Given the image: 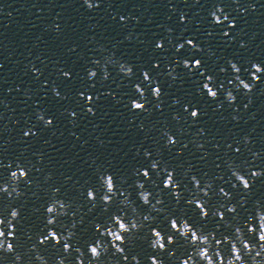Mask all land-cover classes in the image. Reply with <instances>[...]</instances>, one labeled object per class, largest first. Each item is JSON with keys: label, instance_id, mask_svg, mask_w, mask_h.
<instances>
[{"label": "water", "instance_id": "95a60500", "mask_svg": "<svg viewBox=\"0 0 264 264\" xmlns=\"http://www.w3.org/2000/svg\"><path fill=\"white\" fill-rule=\"evenodd\" d=\"M98 5L89 9L85 0H0V185L9 180L17 162L29 170L20 184L23 196L12 200L0 193V216L9 206L21 210L14 243L23 264H38L35 252L28 251L33 244L50 264L64 255L62 244H39L38 234L46 235L49 227L66 234L75 224L74 247L87 251V244L99 236L96 223H106L124 211L132 214L119 203L123 195L111 204L103 202L104 173L116 178L117 192L128 194L140 213L157 217L145 222L134 240L130 237L129 260L115 257L120 264H135L132 256L150 264L148 258L157 254L149 245L150 228L158 226L169 233L171 216L230 235L232 225L254 214L257 202L264 205V175L251 176L252 170L264 169V74L247 93L236 89L238 81L229 63L237 62L240 75L250 82L246 69L253 62L264 65V0H98ZM218 5L229 14V21L213 22L210 13ZM189 39L196 47L187 44ZM160 41L163 47H157ZM181 43L185 47L178 50ZM113 54L117 63L107 65L110 76L105 80V57ZM185 59L202 63L186 67ZM120 61L134 66L131 77L119 71ZM90 69L97 70V77L89 78ZM144 70L150 72L151 82L144 80ZM208 75L219 90L215 99L203 89ZM156 82L162 89L160 98L152 92ZM137 83L146 89V97L135 89ZM229 89L237 96L235 102L226 99ZM133 99L145 100L146 109L133 110ZM197 109L198 116L192 117ZM40 113L53 124L46 126ZM28 129L33 132L26 136ZM165 132L177 142L167 143ZM245 137L250 139L246 142ZM152 159L162 161L161 170L165 166L175 170L179 200L164 187L166 173L151 169ZM230 161L239 163L253 180L250 191L234 186ZM145 168L150 178L142 175ZM192 175L201 180V187L213 183L210 195L198 192ZM137 181L153 193V203L163 199L160 207L165 212L142 203ZM221 187L232 194L230 198L219 192ZM89 188L96 191V201L87 197ZM194 196L204 199L210 212L235 203L237 213L225 207L226 220L211 214L202 219L195 204L188 203ZM53 198L70 202L71 208L48 226L46 209ZM170 247L177 256L189 252L178 234ZM77 255L73 251L67 258L70 264H76ZM163 258L165 264H176L168 253ZM13 259L0 253V264H11ZM103 259L114 264L111 251Z\"/></svg>", "mask_w": 264, "mask_h": 264}, {"label": "clouds", "instance_id": "9594fccd", "mask_svg": "<svg viewBox=\"0 0 264 264\" xmlns=\"http://www.w3.org/2000/svg\"><path fill=\"white\" fill-rule=\"evenodd\" d=\"M85 4L89 9L99 6L97 3H93V0H85ZM255 9V5H251ZM244 11H247L244 9ZM210 15L213 17V22L220 24L224 21H229L230 16L225 12L222 6H217L211 11ZM125 17H121L124 20ZM182 20L187 19L186 16L181 17ZM231 25H235V21H231ZM59 25H57V28ZM171 31V29H169ZM188 45L196 47L195 41L189 39L187 40ZM157 47H163V41L158 42ZM185 47L184 43L178 45V50ZM95 63L100 64V60H96ZM117 61L114 59V54L112 56L105 57V65L103 71V78L107 80L110 76V72L107 69L108 64H115ZM186 67L193 66L199 67L201 65V60L196 59L194 61L185 59L183 61ZM230 67L235 74V84L236 89H243L247 93H251L255 88V82H259L264 74V65L258 62H253L250 69V75L252 82L247 79L242 78L240 75L242 69L240 65L235 61H230ZM226 71L227 69H222ZM35 71H39L36 69ZM119 71L125 76L131 77L134 74V66L124 62H119ZM65 76L70 75V73L65 72ZM98 72L96 69L89 70V78L93 79L97 77ZM174 76L175 74L172 73ZM143 78L145 81H152L151 74L148 70H144ZM214 77L211 75L207 76V82L203 83V89L207 91L210 98H217L219 95V90L214 86ZM135 89L140 94L142 98L146 97V89L140 84L135 85ZM154 97L160 98L162 95V89L159 83L156 82V86L152 88ZM55 94L60 96L61 93L56 90ZM83 95V93L81 94ZM88 101L93 100L92 95H88ZM226 99L228 102H235L237 96L235 93L229 89L226 92ZM178 102V101H177ZM133 110L144 111L146 109V101L143 99H133L130 101ZM89 112H94V109L89 108ZM73 116L76 115L75 112L72 113ZM192 117L198 116V109L191 112ZM178 118V117H177ZM39 119L44 121L46 126L53 124L51 118H45L43 113H40ZM143 127V125H141ZM203 131V130H201ZM33 132L32 129H28L25 135H29ZM168 137L167 143H176V137L170 132H165ZM250 138L245 137L247 142ZM203 147V145H200ZM239 151V149H237ZM151 156V153H147ZM259 156V153H255ZM162 161L159 159H152L150 167L156 170L158 174L166 173L163 179V184L165 188H170L173 190L175 197L179 200L182 196L180 185L175 178V170L169 169L165 166L161 170ZM11 167V164H9ZM228 167L231 172V176L235 178L234 186H242L245 191H250L252 188L253 180L250 179L249 175L241 171V165L235 161H230ZM190 171V169H189ZM187 175V172L185 173ZM142 175L145 178L151 177V172L148 168L142 170ZM264 175V169H255L251 171L252 177H261ZM29 176L28 168L24 167L22 164L17 162L16 167L11 170L9 180L2 185H0V193H6L7 196L15 200L24 195L20 188L22 181L27 180ZM100 180L104 188V194L102 195V200L105 204H111L115 197L123 195L124 198L119 201V203L124 208H130L131 215L127 211L122 213L114 214L106 223H96L95 228L99 233V236L87 244V251L80 246H75L73 244L74 238L77 236L75 232L76 225L73 224L64 232H58L55 227H49L46 235L38 234L39 244L47 245L49 241H54V246L63 245V256L57 257V264H70L67 259L75 251L78 255L76 256V264H105L104 256L110 251L113 254L114 264H120V261L115 259V257L120 256L124 261L129 260L127 255V245L130 244V237L134 240L137 235L144 229L147 225L145 222H155L157 217L150 213L142 214L139 209L134 205V202L130 199L128 194H125L123 190L117 192V182L116 178L111 173H104L100 175ZM191 180L194 182L195 188L198 192H202L205 196L210 195V189L213 188V183L211 181L207 182L204 187H201V180L196 176L192 175ZM137 186L140 189L138 196L142 203L154 211L165 212L163 207H160L164 203L162 198H157L155 203L152 202L153 193L146 189L144 182L137 181ZM57 193L59 189L55 190ZM219 192L222 193L226 198L231 197V193L225 188L221 187ZM87 197L96 201L97 193L94 189L89 188L87 191ZM188 203H194L195 206L201 212V218L207 219L209 215L218 216L222 220H226V213L223 210L227 207L228 212L233 214L237 213V204L232 203L231 205L221 204L220 207L215 209V211L210 212L207 207V202L202 198H196L189 200ZM78 207V206H77ZM71 208V203L60 198H53L46 212L47 225L53 226L58 222V218L63 215H67ZM21 210L18 207L9 206V211L5 216H0V253H3L5 257L12 255L14 259L11 264H23V255L17 251L16 244L14 241L17 239V223L20 222ZM170 232L165 233L157 227L150 228L151 239L149 245L156 255H151L148 259L150 264H165L163 258V253H168L170 258L174 257L176 264H264V205H257L254 209V214H249L248 219L232 225L234 231L232 234L221 235L217 230L205 231L203 226H196L189 222L186 217H176L171 216L170 220ZM230 223V222H228ZM177 234L181 240L189 248L187 255L177 256L176 250L170 246L177 242ZM249 237H254L255 239H250ZM226 245H230L226 249ZM29 252H35V259L38 264H50L48 258L40 251L38 244H33L29 249ZM131 260L135 264H142L139 256H132Z\"/></svg>", "mask_w": 264, "mask_h": 264}]
</instances>
